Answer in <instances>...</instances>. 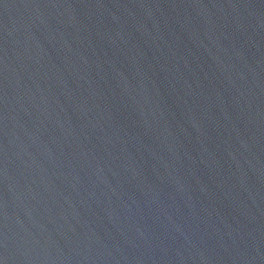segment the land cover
I'll list each match as a JSON object with an SVG mask.
<instances>
[{"label": "water", "instance_id": "1", "mask_svg": "<svg viewBox=\"0 0 264 264\" xmlns=\"http://www.w3.org/2000/svg\"><path fill=\"white\" fill-rule=\"evenodd\" d=\"M0 264H264V0H0Z\"/></svg>", "mask_w": 264, "mask_h": 264}]
</instances>
